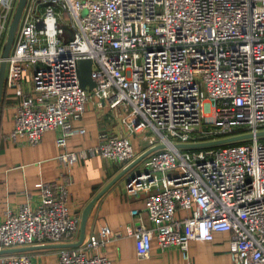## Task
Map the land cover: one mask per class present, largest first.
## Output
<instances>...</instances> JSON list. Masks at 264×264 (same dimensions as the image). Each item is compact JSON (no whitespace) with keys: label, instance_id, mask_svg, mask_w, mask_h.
<instances>
[{"label":"built area","instance_id":"obj_1","mask_svg":"<svg viewBox=\"0 0 264 264\" xmlns=\"http://www.w3.org/2000/svg\"><path fill=\"white\" fill-rule=\"evenodd\" d=\"M16 1L0 0V63L9 64L20 101L4 136L37 145L58 129L62 173L36 184L38 206L6 211L0 250L75 236L71 168L91 156L132 162L137 137L148 149L165 144L126 183L129 196H144L152 221L126 227L140 258L150 257L155 238L190 259L193 241L230 232L232 264H264V0H26L3 58ZM88 59L92 88L79 81V61ZM23 70L31 74L30 92ZM91 100L121 116L125 134L101 131L98 145L69 151L67 139L84 132L73 121ZM247 133L240 144L176 147ZM113 233L105 226L61 249L59 264H113L100 252ZM0 264L33 263L21 253L0 255Z\"/></svg>","mask_w":264,"mask_h":264},{"label":"crops","instance_id":"obj_2","mask_svg":"<svg viewBox=\"0 0 264 264\" xmlns=\"http://www.w3.org/2000/svg\"><path fill=\"white\" fill-rule=\"evenodd\" d=\"M7 35L8 32L4 41ZM5 67L0 99V220L4 218L6 211H16L24 202H29L34 207L38 206L39 189L36 184L40 181H55L62 173L56 157L58 154L56 139L60 133L58 129L45 131L37 145L14 143L5 139L4 135L13 128V115L20 102L15 88L9 82V64L6 63ZM22 76L23 88L32 91L29 70H23ZM121 119V116L109 107H100L97 100H91L82 118L73 121L74 127L82 128L84 132L70 136L66 149L73 151L98 145L101 131L125 134ZM142 143L137 137L133 138L136 159L148 150L147 144ZM132 162L119 164L101 156H91L78 161L71 168L72 182L69 185L67 204L70 213L77 216L78 221L89 202L110 186L93 202L95 204L86 219L84 241L93 234H99L108 226L114 233L100 248V252L108 256L113 264H232L230 232H216L212 241H193L189 247L190 259H186L178 247L169 246L162 249L155 238L150 257L140 258L135 238L126 234V227L128 224L139 226L140 223L151 227L152 221L145 208L144 196H129L126 183L130 176L145 168L147 160L141 165H137L139 162L136 163L126 171ZM136 165L137 167H134ZM117 177L118 179L110 184ZM134 210H139V214L133 215ZM185 214L183 210L178 212V216ZM80 225L81 221L78 231L71 239L36 242L24 245L27 249L22 252H7L0 255L27 253L33 264H59V251L70 248L62 244L75 243L79 239Z\"/></svg>","mask_w":264,"mask_h":264},{"label":"water","instance_id":"obj_3","mask_svg":"<svg viewBox=\"0 0 264 264\" xmlns=\"http://www.w3.org/2000/svg\"><path fill=\"white\" fill-rule=\"evenodd\" d=\"M26 3V0H18L16 8H15V12H14V16L13 19L8 27V35L6 38V41L4 43L3 46V58H6L10 51H11V46L16 34V29L18 26V23L20 21L21 18V12L23 10V7ZM6 61L5 59H3L0 63V99H1V95H2V89H3V80H4V76H5V70H6ZM79 81L81 82V85L86 88H92L93 86L96 85L95 82L92 81V79L90 78V71H91V61L88 60H80L79 61ZM1 103V101H0ZM253 134L252 133H247V134H243V135H235V136H230V137H226V138H219V139H214L213 141H208V142H195V143H178L176 144V147H180V148H195V147H213V145H224V144H230L232 142H237V141H243L246 140L247 138L251 137ZM259 136H263L264 135V131L259 132L258 133ZM162 147H165L164 143H161L160 145H157L155 147L149 148L146 152H144V154L142 156H140L139 158L135 159L131 164H129L126 169V171L128 169H130L133 165H135L136 163L140 162L141 160H143L146 156L150 155L151 153L160 150ZM125 171V172H126ZM118 179L115 178L111 181L110 184H112L113 182H115ZM110 187V186H109ZM108 187V188H109ZM108 188H106L105 190H103L100 194H98V196H96L95 198L92 199V201L89 202V204L85 207V209L82 212L81 215V225H80V234H79V239L75 242V243H68V244H62L64 247H70V248H75L76 246H79L83 241H84V236H85V226H86V219L92 209L93 202H95L98 197L103 194ZM27 248H6V250H0V253H7V252H22L24 250H26Z\"/></svg>","mask_w":264,"mask_h":264},{"label":"rangeland","instance_id":"obj_4","mask_svg":"<svg viewBox=\"0 0 264 264\" xmlns=\"http://www.w3.org/2000/svg\"><path fill=\"white\" fill-rule=\"evenodd\" d=\"M17 2H18V0L16 1V5H17ZM15 5V6H16ZM16 8V7H15ZM14 12H15V10H14ZM14 14V13H13ZM63 42L64 43H66L68 40H69V38H70V33H69V31H65L63 34ZM115 116V115H114ZM155 132H150L149 131V136H151V135H153ZM140 137V136H139ZM146 143V141H143V143H142V145L143 144H145ZM147 144V143H146ZM149 157H150V155H148V156H146L145 158H144V160H142V161H140L137 165H141V163H144V161H148V159H149ZM137 165L136 166H134V167H137Z\"/></svg>","mask_w":264,"mask_h":264},{"label":"trees","instance_id":"obj_5","mask_svg":"<svg viewBox=\"0 0 264 264\" xmlns=\"http://www.w3.org/2000/svg\"><path fill=\"white\" fill-rule=\"evenodd\" d=\"M234 144H240V143H243V141H237V142H232ZM217 146H222V145H217Z\"/></svg>","mask_w":264,"mask_h":264}]
</instances>
